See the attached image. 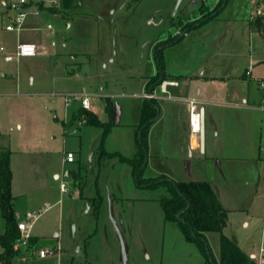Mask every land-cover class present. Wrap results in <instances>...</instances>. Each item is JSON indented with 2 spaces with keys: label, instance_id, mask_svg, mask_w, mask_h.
I'll return each instance as SVG.
<instances>
[{
  "label": "rangeland",
  "instance_id": "374dc122",
  "mask_svg": "<svg viewBox=\"0 0 264 264\" xmlns=\"http://www.w3.org/2000/svg\"><path fill=\"white\" fill-rule=\"evenodd\" d=\"M58 1L56 6L33 5L23 31L7 32L15 13L0 0V49L15 52L9 51L8 43L40 47L37 56L15 62L6 61L0 52V151L11 152L13 209L18 222L29 212H42L32 230L35 244L24 245L16 263L205 264L180 227L165 220L160 200L168 196L166 188L138 187L127 163L119 156L101 158L100 153L103 147L108 154L131 158L139 151L137 125L146 90L140 75L156 72L153 52L159 44L200 20L202 4L214 9L220 0H182L178 8V0H71L69 10ZM255 4L256 0H230L221 20L193 29L198 32L168 53L186 51L193 54L188 61L192 67L203 62L233 68L235 74L247 66L244 54H252L261 65L258 72L264 74V38L255 32L250 36ZM158 39L164 41L154 45ZM174 63L183 61L174 58ZM102 87L114 95L110 102L98 95ZM80 94L89 95L102 122H112L103 145V128L80 126L84 115L73 119L82 111L81 101L74 97ZM67 152L75 153L74 164L63 162ZM147 162L145 179L177 167L183 174L179 163L156 162L152 149ZM235 165L238 175L229 173L226 178L230 183L238 177L234 190L242 195L229 199L237 212L223 234L256 254L264 243V163ZM62 183L66 192L61 191ZM245 221L250 222L248 228ZM5 230L0 212V234ZM206 237L219 261L221 235L209 232ZM40 249L52 254L42 260Z\"/></svg>",
  "mask_w": 264,
  "mask_h": 264
},
{
  "label": "crops",
  "instance_id": "0c3cea01",
  "mask_svg": "<svg viewBox=\"0 0 264 264\" xmlns=\"http://www.w3.org/2000/svg\"><path fill=\"white\" fill-rule=\"evenodd\" d=\"M2 4L6 7L9 6L7 0H2ZM209 8L213 9V7ZM218 20H221L220 16L204 24L199 30ZM196 32L198 30L185 33L181 42L165 48L163 57L165 74L170 77L169 81H176L179 85L168 87L170 97L159 89L157 90L158 96L154 100L159 106V117L151 125L148 149L149 151L152 149V157L158 163L181 164L183 174H179L177 167L172 170L173 172L162 175L177 182L200 181L210 183L222 208L228 212L227 227L230 216L237 212L229 206V199L239 198L242 195L241 191L234 190L238 186V177L233 178L232 182L228 183L227 174L238 175L237 169H234L233 172L237 163H242L245 166H249L250 163H264V110L261 108L264 93L257 85V79L264 77V74L258 72L261 65L255 64L252 54L249 57L244 54L247 66H245L244 72L235 74L234 71L237 70L233 68L224 69L213 65L207 66V63L203 62L192 67V65H188V61L193 54L186 51L176 52L175 56L173 53H168L181 46L186 38ZM250 40L252 41L251 38ZM160 41L164 40L158 39L154 45ZM16 45L8 43L9 51L16 50ZM217 50L218 53H221V48H217ZM218 53L216 52L215 55ZM153 55L155 56L154 52ZM237 55L239 56V53ZM230 56L232 54H229ZM174 58L180 62L183 61V64H175ZM251 60L254 62V67L251 75L248 76L246 73ZM157 66L156 72L150 75H140L146 89L141 96L144 101V95L149 93V80L160 72ZM74 72L75 69L73 68L69 74ZM130 77L134 78L135 76L131 75ZM105 91V88L102 87L97 93L107 102H110L114 95H109ZM17 96L23 97L22 95ZM187 99L198 100L202 103L203 146L200 140L201 134L197 137L191 133ZM91 112L100 119V114L95 111L93 106ZM63 162L67 163L65 158H63ZM222 199L226 202L224 203ZM244 226L248 228L250 222L245 221ZM234 241L243 252L254 259V253L248 252L243 245H240L236 240Z\"/></svg>",
  "mask_w": 264,
  "mask_h": 264
},
{
  "label": "trees",
  "instance_id": "16d2710c",
  "mask_svg": "<svg viewBox=\"0 0 264 264\" xmlns=\"http://www.w3.org/2000/svg\"><path fill=\"white\" fill-rule=\"evenodd\" d=\"M230 0H220L217 6L210 10L206 5L199 8L202 18L194 21L182 29V32H189L199 28L204 24L216 19L226 8ZM65 10L71 8V0H63ZM183 35L178 34L174 38H169L158 45L155 51L159 74L151 78L148 82L149 92H153L164 81L168 80L164 69L163 50L181 42ZM158 103L154 99H145L141 112V119L138 125L139 135L137 138L139 151L131 158H126L119 153L108 154L101 147L100 157L119 156L121 161L127 163L132 169L134 181L138 187L145 188H166L168 196L161 198V205L164 211L165 220L170 223H176L186 241L194 243L205 258V264H256V261L247 255L239 245L231 238L223 234L228 221V212L224 210L219 203L213 186L208 182L191 181L177 182L163 175L156 179H145L143 177L147 166L146 158L148 154V136L152 120L157 115ZM109 110H111L108 104ZM85 116L86 124L101 127L104 129L102 145L104 139L112 129V122L104 123L99 117L91 111H80L74 115V120H79ZM1 137V134H0ZM76 180L84 182L80 175H76ZM13 171L11 167V152L9 150L0 151V212L6 222V230L0 234V246L3 251L0 254L2 264H17L16 259L21 254L22 247L32 248L35 241L31 238L28 242L19 243L21 237L18 230V219L13 209L12 195ZM99 210V208H98ZM180 218L178 219V215ZM209 232L219 233L220 240V260L218 261L212 252L208 243L206 234Z\"/></svg>",
  "mask_w": 264,
  "mask_h": 264
},
{
  "label": "built area",
  "instance_id": "2783aa9c",
  "mask_svg": "<svg viewBox=\"0 0 264 264\" xmlns=\"http://www.w3.org/2000/svg\"><path fill=\"white\" fill-rule=\"evenodd\" d=\"M49 2L50 6L58 5V0H15L9 3V9L13 10L15 15L11 18V23L5 27V30L8 32H21L25 27V22L29 16V10L33 5L37 3ZM37 11H39L37 9ZM250 23H251V34L256 33L257 36L264 38V0H256V4L254 5L251 15H250ZM50 28V26H49ZM0 52L5 55V60L8 62L19 61L23 57H35L39 53V47L34 43H20L17 45L15 52L13 53H5V49L1 48ZM254 67V62L251 60L249 64V68L247 71V75H251L252 69ZM178 82L176 81H164L157 89L153 92L146 93L144 95L145 99H155L157 98V90L159 89L162 93L169 95L168 87L170 86H178ZM257 85L259 89L264 93V77L257 79ZM75 99L81 101V106L84 111H91L92 104L87 94H80L78 96H74ZM170 97V95H169ZM69 100L66 99V104H68ZM187 106L189 112V121H190V130L192 135L199 137L202 131V103L198 100L187 99ZM261 108L264 110V99ZM86 118H82L79 122V125H85ZM76 161V155L74 152H67L65 156V162L74 163ZM61 191L66 192L67 187L65 183L61 184ZM48 207H44V211L48 210ZM40 212H29L25 215L24 221L18 222V230L20 231L21 237L19 239V243L28 242L32 238V230L36 223V221L41 216ZM52 251L49 249H40L38 252V257L42 260H46L49 258ZM254 260L256 264H264V243L258 248L257 253L254 256Z\"/></svg>",
  "mask_w": 264,
  "mask_h": 264
},
{
  "label": "water",
  "instance_id": "95a60500",
  "mask_svg": "<svg viewBox=\"0 0 264 264\" xmlns=\"http://www.w3.org/2000/svg\"><path fill=\"white\" fill-rule=\"evenodd\" d=\"M181 2H182V0H178V1H177V7H176V8L179 7V5H180ZM184 34H185V32L182 33V35H184ZM156 109H157V115H156V117L151 121L152 123L155 122V121H157V119H158V117H159V106H156ZM202 118H203V116H202ZM202 121H203V119H202ZM200 140H201V145L203 146V145H204L203 124H202V131H201V137H200ZM146 162H147V158H146ZM177 217H178V219H179V218H180V214H179ZM16 218L19 219L20 216L16 214Z\"/></svg>",
  "mask_w": 264,
  "mask_h": 264
}]
</instances>
